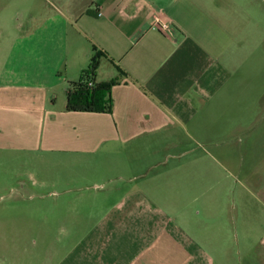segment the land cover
Returning a JSON list of instances; mask_svg holds the SVG:
<instances>
[{"label": "crops", "instance_id": "0c3cea01", "mask_svg": "<svg viewBox=\"0 0 264 264\" xmlns=\"http://www.w3.org/2000/svg\"><path fill=\"white\" fill-rule=\"evenodd\" d=\"M1 11L14 23L3 31L0 16V39H13L0 45V153L116 184L57 264H264V92L226 65L218 0H0ZM95 52L96 83L120 78L111 112H67ZM210 158L227 174L210 175ZM234 243L248 246L239 260Z\"/></svg>", "mask_w": 264, "mask_h": 264}, {"label": "rangeland", "instance_id": "374dc122", "mask_svg": "<svg viewBox=\"0 0 264 264\" xmlns=\"http://www.w3.org/2000/svg\"><path fill=\"white\" fill-rule=\"evenodd\" d=\"M218 2L219 17L224 23L220 39L225 47L223 59L230 68L239 66L240 79L253 78L256 92L261 94L264 92V0ZM1 12L3 31H8L14 22L9 12ZM12 40L4 36L0 45H10ZM207 147L216 158L218 147L211 144ZM209 173L226 175L227 171H222L210 158ZM115 185L72 167L34 163L30 155L0 153V264H46V261L57 264L73 243L90 232L109 202L117 199V196L106 199L101 196ZM230 205L233 209L232 197ZM237 208L242 207L237 205ZM248 233L245 228L242 231L238 228L234 235L243 238ZM210 235L217 237V230H210ZM234 244L232 255L239 260V250L243 254L248 246ZM213 264H217L215 258ZM242 264L247 263L242 261Z\"/></svg>", "mask_w": 264, "mask_h": 264}, {"label": "trees", "instance_id": "16d2710c", "mask_svg": "<svg viewBox=\"0 0 264 264\" xmlns=\"http://www.w3.org/2000/svg\"><path fill=\"white\" fill-rule=\"evenodd\" d=\"M102 56L95 52L88 67L81 71L78 81L70 84L66 97L67 112H111L110 90L120 83V78L96 83V70Z\"/></svg>", "mask_w": 264, "mask_h": 264}, {"label": "built area", "instance_id": "2783aa9c", "mask_svg": "<svg viewBox=\"0 0 264 264\" xmlns=\"http://www.w3.org/2000/svg\"><path fill=\"white\" fill-rule=\"evenodd\" d=\"M100 15V14H99ZM152 29L154 30H158L164 34H166L169 29H170V24L168 23H164V22H161L159 21L158 19H155L152 23Z\"/></svg>", "mask_w": 264, "mask_h": 264}]
</instances>
